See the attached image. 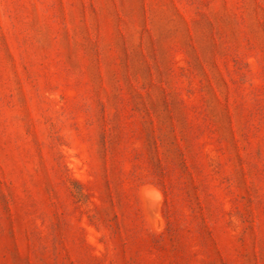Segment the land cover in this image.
I'll list each match as a JSON object with an SVG mask.
<instances>
[{"label":"rangeland","instance_id":"374dc122","mask_svg":"<svg viewBox=\"0 0 264 264\" xmlns=\"http://www.w3.org/2000/svg\"><path fill=\"white\" fill-rule=\"evenodd\" d=\"M0 264H264V0H0Z\"/></svg>","mask_w":264,"mask_h":264},{"label":"trees","instance_id":"16d2710c","mask_svg":"<svg viewBox=\"0 0 264 264\" xmlns=\"http://www.w3.org/2000/svg\"><path fill=\"white\" fill-rule=\"evenodd\" d=\"M163 193H164V191H163V189L161 188V186H157ZM107 246H109V244H107Z\"/></svg>","mask_w":264,"mask_h":264}]
</instances>
